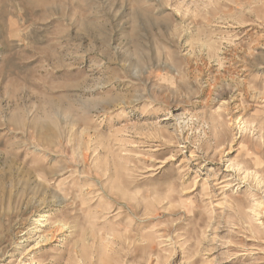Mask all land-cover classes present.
Listing matches in <instances>:
<instances>
[{
    "label": "rangeland",
    "instance_id": "1",
    "mask_svg": "<svg viewBox=\"0 0 264 264\" xmlns=\"http://www.w3.org/2000/svg\"><path fill=\"white\" fill-rule=\"evenodd\" d=\"M0 264H264V0H0Z\"/></svg>",
    "mask_w": 264,
    "mask_h": 264
},
{
    "label": "bare ground",
    "instance_id": "2",
    "mask_svg": "<svg viewBox=\"0 0 264 264\" xmlns=\"http://www.w3.org/2000/svg\"><path fill=\"white\" fill-rule=\"evenodd\" d=\"M211 216V215H210Z\"/></svg>",
    "mask_w": 264,
    "mask_h": 264
}]
</instances>
